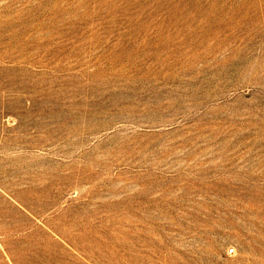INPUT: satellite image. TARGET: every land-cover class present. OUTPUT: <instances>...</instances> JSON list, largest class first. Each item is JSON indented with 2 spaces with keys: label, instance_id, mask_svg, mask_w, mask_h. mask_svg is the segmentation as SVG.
<instances>
[{
  "label": "rangeland",
  "instance_id": "1",
  "mask_svg": "<svg viewBox=\"0 0 264 264\" xmlns=\"http://www.w3.org/2000/svg\"><path fill=\"white\" fill-rule=\"evenodd\" d=\"M0 264H264V0H0Z\"/></svg>",
  "mask_w": 264,
  "mask_h": 264
},
{
  "label": "bare ground",
  "instance_id": "2",
  "mask_svg": "<svg viewBox=\"0 0 264 264\" xmlns=\"http://www.w3.org/2000/svg\"><path fill=\"white\" fill-rule=\"evenodd\" d=\"M132 63V62H131ZM109 66H110V64H109ZM125 66V65H124ZM131 66V65H130ZM132 67V66H131ZM134 67V66H133ZM110 68V67H109ZM113 68V67H112ZM123 68H125V67H123ZM166 68V67H165ZM204 68V67H203ZM111 69V68H110ZM114 69V68H113ZM113 69H112V71H113ZM128 69V68H127ZM122 70V69H121ZM126 70V69H125ZM160 70H162L161 68H160ZM206 70V69H205ZM128 71V70H127ZM114 72H116L115 70L113 71V73ZM124 72H126V71H124L123 70V73ZM201 72H203V71H201ZM204 72H207V71H204ZM203 72V73H204ZM112 73V72H111ZM118 73V71L115 73V74H117ZM130 73H131V71H130ZM119 74V73H118ZM135 74V73H134ZM161 74V73H160ZM223 74V73H222ZM221 74V75H222ZM113 75V74H112ZM120 75V74H119ZM136 75H138L137 73H136ZM136 75H134V76H136ZM163 75V74H162ZM200 76L202 75V74H199ZM114 76V75H113ZM121 76H124L123 74L121 75ZM132 76V75H131ZM130 76V77H131ZM158 76H160V75H158ZM170 76V75H169ZM173 76V75H172ZM194 76V75H193ZM109 77V76H108ZM116 77V76H115ZM128 77V76H127ZM141 77V76H140ZM143 77V76H142ZM166 77H168V76H166ZM134 78V80L136 81L138 78H136L135 79V77H133ZM148 78L149 77H147V80H148ZM152 78V77H151ZM150 78V79H151ZM195 78V77H194ZM196 78H197V76H196ZM116 79V78H115ZM114 79V80H115ZM121 78H119V80H120ZM122 79H124L123 77H122ZM142 79V78H141ZM141 79H138V80H141ZM149 79V80H150ZM157 79V78H156ZM172 79H174V78H172ZM113 80V81H114ZM119 80H118V82H119ZM125 80V79H124ZM133 79H132V77H131V81H132ZM115 81H117V79L115 80ZM145 81H146V79H145ZM144 81V82H145ZM174 82H175V80H173ZM172 81V82H173ZM177 81V80H176ZM211 81V80H210ZM108 82V81H107ZM139 82H141L140 83V86H142V84L144 83V82H142V81H138V83ZM191 82V81H190ZM214 82V81H213ZM109 83V82H108ZM113 83V82H112ZM117 83V82H116ZM124 83V82H123ZM126 83H128V82H126ZM130 83V82H129ZM133 83H134V81H133ZM148 85H149V88L151 89V87L153 88L154 87V83H153V81H152V79L150 80V81H147L146 82ZM145 83V84H146ZM198 83H199V81H198ZM131 84H132V82H131ZM136 84H137V81H136ZM121 85H125V83L124 84H122L121 83ZM120 84H119V86H121ZM197 85V84H196ZM126 86V85H125ZM134 86V85H133ZM140 86H137V87H139V89H137V90H139V91H141L140 90ZM143 86H144V84H143ZM186 85H184V87H185ZM123 86H121V88H122ZM163 87V86H162ZM191 87V86H190ZM190 87H189V89H190ZM126 88V87H125ZM134 88V87H133ZM133 88H131V89H133ZM142 88V87H141ZM146 88H148V87H146ZM176 88V87H175ZM174 88V89H175ZM186 88V87H185ZM185 88H184V90H185ZM193 88H195V87H193ZM198 88V87H197ZM202 88V87H201ZM118 89H120V88H118ZM117 88H116V90H118ZM135 89V88H134ZM173 89V88H172ZM113 90H115L114 88H113ZM129 90V89H128ZM153 91H154V98H153V100L151 101V102H149V101H146V100H143V97H141V95H137L136 94V96L135 97H133V96H129V95H119V97H117V98H115L116 96H114V98H112L111 99V109L113 110V120L111 121V123L109 124V126L110 127H112L113 126V124H115V123H122L121 125L122 126H126V125H128V124H131V126H132V124H135L137 127H142V125H145V122H148V123H150V124H146V125H148V127L149 126H151V127H156V126H158V125H160V124H158V122H154V121H152V120H149L148 119V117L153 113L154 114V112H158V111H161V113H162V110H164V109H169V107H170V109H172L171 108V104L173 103V101H167V100H163V98H165V97H163L164 96V93H162V92H160V91H158L157 89H155V88H153L152 89ZM159 90H162L161 88L159 89ZM176 90H178V89H176ZM196 89H194V91H195ZM150 91V90H149ZM171 91V93H173L175 90H170ZM197 91H199V90H197ZM112 92V91H111ZM143 93H144V91H142ZM148 92V91H147ZM151 92V91H150ZM191 92V90L189 91V93ZM196 92V91H195ZM118 93V92H117ZM125 93V92H124ZM175 93V92H174ZM177 93V92H176ZM184 93V92H183ZM188 93V92H187ZM192 93V92H191ZM197 93H199V92H197ZM202 92L200 91V94H201ZM218 93V92H217ZM130 94V93H129ZM152 94V93H151ZM166 94H168V93H166ZM170 94V93H169ZM114 95V94H113ZM176 95V94H175ZM174 95V96H175ZM193 96H194V94H192ZM112 96V95H111ZM167 97H168V95H166ZM172 96V95H171ZM179 95H177L176 97H175V99L176 98H178L179 99V97H178ZM188 96V95H187ZM186 95H185V97H187ZM191 96V95H190ZM146 97V96H145ZM173 97V96H172ZM171 97V98H172ZM182 97H184V96H182ZM192 97V96H191ZM111 98V97H110ZM181 98V97H180ZM178 99H176V101H178ZM148 100V99H147ZM206 100H207V98H206ZM107 101V100H106ZM174 103H175V100H174ZM180 102H178V104H179ZM200 103V102H199ZM177 104V105H178ZM194 104H195V102H194ZM194 104H189L190 105V107H196V106H199V105H194ZM186 105V104H185ZM181 106V105H180ZM187 106H188V104H187ZM183 107H184V105H183ZM186 107V106H185ZM184 107V108H185ZM175 107H173V109H174ZM169 110H167V112H168ZM112 113V112H111ZM157 114V113H156ZM158 114H160V113H158ZM157 114V115H158ZM159 117V116H158ZM158 117H157V119L156 120H158ZM110 120V119H109ZM155 120V121H156ZM167 122V121H166ZM166 122L164 123V125H166ZM171 122V121H170ZM101 123V122H100ZM106 124V123H105ZM167 124H169V123H167ZM170 124H172V122L170 123ZM169 124V125H170ZM86 125V124H85ZM99 125V124H98ZM104 125V124H103ZM119 125V124H118ZM162 125L163 124H161L160 126L162 127ZM163 125V126H164ZM87 126V125H86ZM85 126V130L87 131V132H89V133H95V132H97L98 131V126H97V124H96V126H93V127H86ZM122 126H121V128H122ZM130 126V127H131ZM135 126V127H136ZM81 127H84V126H81ZM136 127V128H137ZM147 127V126H146ZM167 127V126H166ZM104 128V127H103ZM120 128V127H119ZM120 128V129H121ZM126 128H128V127H126ZM135 128V129H136ZM84 129V128H83ZM112 129H113V127H112ZM137 129H139V128H137ZM136 129V130H137ZM157 128H155V131H157L156 130ZM160 129V128H159ZM99 130H100V128H99ZM122 130H123V128H122ZM140 130V129H139ZM145 130V129H144ZM147 130V129H146ZM145 130V131H146ZM151 130V129H150ZM166 131H168L167 130V128L165 129ZM113 131V130H112ZM116 131V130H115ZM130 131V130H129ZM131 131H133L134 132V130H131ZM141 131V130H140ZM154 131V132H155ZM166 131L165 132H163V131H159V133H157L159 136H164V134L166 133ZM132 132V133H133ZM135 132H137V131H135ZM149 132V131H148ZM169 132H170V130H169ZM138 133H140V132H138ZM138 133H137V135H138ZM142 133V132H141ZM171 133V132H170ZM116 133H114V135H115ZM119 134V133H118ZM134 134V133H133ZM136 134V133H135ZM154 134H156V132L155 133H150L149 134V136L150 135H154ZM126 135V134H125ZM140 135V134H139ZM169 135V134H168ZM130 136H131V134H130ZM130 136H128V138L130 137ZM135 135H133V137H134ZM145 136V135H144ZM132 137V136H131ZM141 137H142V135H141ZM153 137V136H152ZM126 138V137H125ZM159 140H160V138L159 137H157ZM164 138V137H163ZM144 139V138H143ZM142 139V140H143ZM156 139V138H155ZM154 139V140H155ZM157 139V140H158ZM167 139V138H166ZM165 139V140H166ZM125 141H124V143H123V146H124V148L126 147V148H130V145H128V144H130V142H129V140H127V138L126 139H124ZM130 140H133V139H131L130 138ZM146 140H147V138H146ZM145 140V141H146ZM153 140V141H154ZM165 140H163V143H165L164 141ZM173 140H175V139H173ZM156 141V140H155ZM176 141V140H175ZM174 141V142H175ZM134 142V141H133ZM161 142H162V139H161ZM168 142V141H167ZM170 142V141H169ZM177 142V141H176ZM186 142V141H185ZM143 143V142H142ZM160 142H158V144H159ZM162 143V144H163ZM157 144V146H159ZM161 144V143H160ZM173 145L174 144H176V143H172ZM172 144H170V145H172ZM137 145V144H136ZM143 145V144H142ZM155 145V144H154ZM153 145V146H154ZM163 145H165V144H163ZM172 145V146H173ZM181 146V142H180V144L179 143H177L176 144V146ZM152 146V145H151ZM169 146V145H168ZM171 146V148H173ZM155 147H156V145H155ZM160 147V146H159ZM162 147V146H161ZM185 147V146H184ZM123 148V149H124ZM136 148H138L139 149V147H136ZM144 147H142V149H143ZM162 148H164V147H162ZM161 148V149H162ZM170 148V149H171ZM178 148V147H177ZM119 149V148H118ZM133 149H134V146H133ZM137 149V150H138ZM154 149V148H153ZM159 149V148H158ZM175 149H176V147H175ZM174 149V150H175ZM180 149H181V147H180ZM179 148L178 149H176V150H180ZM120 150V149H119ZM118 150V151H119ZM141 150V149H140ZM139 150V151H140ZM182 150V149H181ZM134 151H136V150H134ZM133 151V152H134ZM143 151V150H142ZM148 151V150H147ZM146 151V152H147ZM150 151H151V149H150ZM150 151H149V153H150ZM157 151V150H156ZM160 151H162V150H160ZM166 151V150H165ZM154 152V151H153ZM171 152V151H170ZM169 152V153H170ZM121 155H122V153L121 152H119ZM132 153V152H131ZM136 153V152H135ZM139 153V152H138ZM116 154V153H115ZM172 154V153H171ZM174 154V153H173ZM173 154H172V156H173ZM175 154H176V152H175ZM174 154V155H175ZM116 155H118V154H116ZM125 155V154H124ZM130 155V154H129ZM128 155V156H129ZM148 155V154H147ZM170 155V154H169ZM168 155V156H169ZM127 156V157H128ZM132 156H134L133 154H132ZM145 156V155H144ZM120 157V156H119ZM142 157V156H141ZM146 157V156H145ZM166 157V156H165ZM183 157V156H182ZM116 158V157H115ZM122 158V157H121ZM130 158H131V155H130ZM148 158V157H147ZM168 158V157H167ZM117 159V158H116ZM133 159V158H132ZM134 159H135V157H134ZM141 160H143L144 159V157L143 158H140ZM118 160V159H117ZM126 160H128V158H126ZM145 160V159H144ZM132 161V160H131ZM136 161H138V159H136ZM128 163H130V161L128 162ZM136 163V162H135ZM132 164V163H131ZM134 164V163H133Z\"/></svg>",
  "mask_w": 264,
  "mask_h": 264
}]
</instances>
